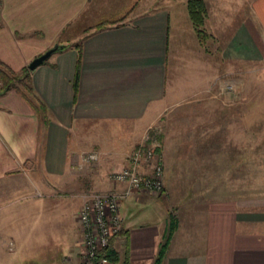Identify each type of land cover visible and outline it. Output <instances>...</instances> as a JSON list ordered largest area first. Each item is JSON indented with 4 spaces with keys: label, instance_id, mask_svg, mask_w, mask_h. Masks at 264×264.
Masks as SVG:
<instances>
[{
    "label": "crops",
    "instance_id": "1",
    "mask_svg": "<svg viewBox=\"0 0 264 264\" xmlns=\"http://www.w3.org/2000/svg\"><path fill=\"white\" fill-rule=\"evenodd\" d=\"M138 2L101 17L106 0H0L3 65L17 72L57 46L42 64L28 69L43 112L36 113L12 88L0 93V202L37 197L42 215H56L51 224L59 233L52 238L57 254L48 263L80 264L75 213L81 192L120 189L106 170L118 169L160 118L163 147L174 129L167 115L175 106L179 126L173 131L181 139L172 146L173 153L179 149L173 158L174 182L168 181L162 162L167 204L132 190L119 203L120 230L108 241L115 260L105 264H153L169 212L176 224L160 264H264V154L251 155L249 123L238 125L239 141L232 124V101L246 107L249 98L231 94L232 104L220 102V68L202 54L193 60L179 54L182 59L168 64V13L160 7L135 11ZM247 2L264 43V0ZM98 23L104 24L96 28ZM240 28L249 37L247 28ZM238 35L233 32L221 51L227 72L237 58L242 63L249 59L247 42ZM234 46L241 48L235 51L238 57L232 55ZM178 67L182 72L177 75L172 70ZM226 82L228 89L235 84ZM187 115L202 118L185 126ZM190 131L193 140L184 135ZM115 138L122 141L114 143ZM258 142L264 148V139ZM88 151L97 152L98 160L76 167L79 155ZM252 162L259 168L253 180ZM94 166L98 173L90 174ZM177 196L186 198L174 202ZM36 239L35 245H42Z\"/></svg>",
    "mask_w": 264,
    "mask_h": 264
},
{
    "label": "rangeland",
    "instance_id": "2",
    "mask_svg": "<svg viewBox=\"0 0 264 264\" xmlns=\"http://www.w3.org/2000/svg\"><path fill=\"white\" fill-rule=\"evenodd\" d=\"M131 1L132 0H127L125 2L124 0H106L108 8L106 9V6L100 8V10H102L101 17L118 14L125 10ZM203 1L206 6L208 18L204 20L201 28L209 35L202 43L197 42L194 31L190 25L186 13V0H139L138 7L135 11L160 7L168 13V64H174V61H176L175 59H182V56H177L179 54H187L192 60L199 59L198 55L202 54L203 60L206 59L208 62H212L213 65L219 66L220 74L218 77L220 83L218 86L220 102L224 104H232L233 102V107H235L234 116L231 114L234 118L232 124L237 127L234 132V139L236 141L242 139L240 132L241 128L238 129V125H242V121L244 120L245 128L247 123L251 126V155L258 156L264 154V148H261L258 142L264 139V43L258 25L259 23L258 21L256 22L252 14L247 13V0ZM242 26L247 28L249 37H247L244 30L240 28ZM233 32H235L237 36H239L238 33L243 34L248 45L245 49V56H249V59L242 63L239 62L237 58L235 60L236 63H234L235 67H232L234 69H230V72H227V65L221 58V51ZM249 38L251 40H249ZM236 50L241 52L240 46L235 47L232 53V55L238 57L235 53ZM231 70H235V72ZM172 71H176L178 75L182 72V69L178 67V69H173ZM226 79H233L235 81L232 88L228 89L229 87ZM231 94H236L241 98H249L247 103L245 102V106L249 104L243 107L235 100L229 102L232 97ZM242 107L244 108L243 111ZM178 109L179 108L173 106L170 110L171 112L167 115V117L172 120L170 124H174L173 130H177L179 126ZM204 117L205 116H203V118ZM184 118V125L188 126L196 124V121L200 122L202 117L187 115ZM224 120H226V117L220 119L219 122L223 123ZM261 129H263V131ZM173 130L170 132V136L168 135L167 140L169 142L165 140L164 146L162 147L163 121L162 118H160V120L146 129L142 139L138 142L140 143L142 140L148 138V142L160 145V151H162L160 153L157 152L160 154L161 163H164V174L168 175V181L170 182H174L175 165L173 164V158L175 157V153L179 151V149H176V152L173 153L172 146L181 139L180 133ZM203 133L204 135H208V132H202V135ZM197 134L201 135L200 132ZM159 135L160 139L158 140L157 137ZM184 135L187 136L188 139H194L193 131L186 132ZM246 135L247 133L245 132V137ZM115 140L114 143L122 141L121 138H115ZM165 143H167V145L169 144L170 147L165 145ZM92 169L94 170H92L90 174L93 172L95 174L98 173L95 171L96 166L92 167ZM98 169L99 167H97L96 170ZM110 169L112 168L106 170L105 176L108 175ZM258 169V165L252 162V180L256 177L254 171ZM175 182L178 181L175 180ZM253 184L254 182L252 181L251 191H254L253 187L256 186ZM82 193H85V191L81 192V194ZM150 197L162 204H167L163 194ZM184 198L186 197L177 196L174 198V202L178 199L183 200ZM13 199L14 198L6 197L0 202V264H49L48 260L57 254L56 245L54 244L55 242L52 241V238H57L59 233H57V229L54 230L55 226L51 224V222L55 220L56 215H54V217L51 213L42 215V211L39 210V207L37 206L36 208L37 197L21 198L18 199V201ZM147 216L154 218L155 215ZM36 238L39 239L38 242L42 243V245L38 247L35 245L39 244L35 242L37 240ZM29 242H31V245H28L29 251L27 250L26 252V243ZM11 247L12 250H9Z\"/></svg>",
    "mask_w": 264,
    "mask_h": 264
},
{
    "label": "built area",
    "instance_id": "3",
    "mask_svg": "<svg viewBox=\"0 0 264 264\" xmlns=\"http://www.w3.org/2000/svg\"><path fill=\"white\" fill-rule=\"evenodd\" d=\"M229 87V86H228ZM136 144L124 158V163L108 172L107 178L113 184H121L117 190L107 192L88 191L82 194L81 203L75 213L79 228L80 264H105L103 254L109 238L120 230L119 203L132 190L150 196L163 194L162 163L156 151L157 143L147 141ZM98 160L95 151L79 155L80 168Z\"/></svg>",
    "mask_w": 264,
    "mask_h": 264
},
{
    "label": "trees",
    "instance_id": "4",
    "mask_svg": "<svg viewBox=\"0 0 264 264\" xmlns=\"http://www.w3.org/2000/svg\"><path fill=\"white\" fill-rule=\"evenodd\" d=\"M186 12L198 41L203 42V40L209 35L201 28L206 17V8L203 0H186ZM124 16L125 15L114 21L106 22L113 23L116 21H120L122 20V18H124ZM102 24L104 23H98L95 27L99 28L102 26ZM59 47L63 48L64 46ZM28 72L29 70L27 67H22L17 72H14L0 62V93H3L6 90L12 88L30 104V106L35 110L36 113H39L41 111L43 112V106L41 102L35 97L32 92L31 86L29 84ZM157 138L159 140L160 135ZM156 151L160 152V145H158ZM175 224V218L169 212L167 226L163 234L162 241L159 244L158 252L153 264H160L170 235L175 228ZM103 254H105L107 260H115V253L110 249L109 244L104 249Z\"/></svg>",
    "mask_w": 264,
    "mask_h": 264
},
{
    "label": "water",
    "instance_id": "5",
    "mask_svg": "<svg viewBox=\"0 0 264 264\" xmlns=\"http://www.w3.org/2000/svg\"><path fill=\"white\" fill-rule=\"evenodd\" d=\"M57 48L56 45H53L52 47L46 49L44 52L38 54L37 56L33 57L27 64V68L29 70L34 69L36 66L42 64L49 56L50 54Z\"/></svg>",
    "mask_w": 264,
    "mask_h": 264
}]
</instances>
